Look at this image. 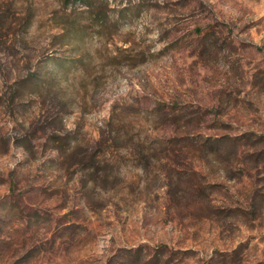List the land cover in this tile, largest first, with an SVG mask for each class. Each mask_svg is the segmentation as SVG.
I'll return each mask as SVG.
<instances>
[{
	"label": "rangeland",
	"instance_id": "1",
	"mask_svg": "<svg viewBox=\"0 0 264 264\" xmlns=\"http://www.w3.org/2000/svg\"><path fill=\"white\" fill-rule=\"evenodd\" d=\"M107 2L0 0V264H264V0Z\"/></svg>",
	"mask_w": 264,
	"mask_h": 264
},
{
	"label": "trees",
	"instance_id": "2",
	"mask_svg": "<svg viewBox=\"0 0 264 264\" xmlns=\"http://www.w3.org/2000/svg\"><path fill=\"white\" fill-rule=\"evenodd\" d=\"M69 2H80L84 6H86L88 9L91 10V13L96 12L100 13L103 10H105L108 6L107 0H67V3ZM244 139V137H238L237 140ZM250 139V137H248ZM160 248L157 249V256H161Z\"/></svg>",
	"mask_w": 264,
	"mask_h": 264
}]
</instances>
